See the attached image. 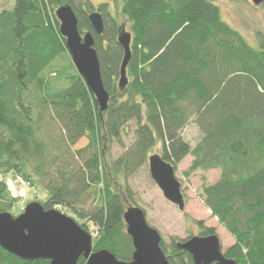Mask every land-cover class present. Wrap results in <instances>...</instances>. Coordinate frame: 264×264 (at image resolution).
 <instances>
[{
	"label": "trees",
	"instance_id": "16d2710c",
	"mask_svg": "<svg viewBox=\"0 0 264 264\" xmlns=\"http://www.w3.org/2000/svg\"><path fill=\"white\" fill-rule=\"evenodd\" d=\"M110 1L128 21L131 36L123 88L117 35L124 28L108 3L14 0L0 12V212H11L16 203L4 179L13 173L46 192L38 202L45 211L67 209L88 233L91 223L97 231L94 251L105 249L129 262L133 247L123 215L124 201H133L128 187L114 179L133 175L159 146V156L174 171L186 157L193 159L185 176L220 171L216 183L202 186L201 199L234 240L224 256L236 264H264V36L257 33L252 47L221 20L213 0ZM61 6L73 10L80 35L93 38L109 96L104 112L59 32L54 13ZM93 12L102 17L101 35L90 26ZM60 60L67 66L57 71ZM57 80L64 86L54 90ZM131 122L133 143L110 162L112 142L123 147L121 136ZM190 123L201 135L194 147L181 134ZM81 139L86 146L73 150ZM96 193L99 204L87 206ZM193 224L198 236L216 234L201 221ZM177 242L160 243L168 263L194 264ZM0 264L49 261H23L0 248Z\"/></svg>",
	"mask_w": 264,
	"mask_h": 264
},
{
	"label": "water",
	"instance_id": "95a60500",
	"mask_svg": "<svg viewBox=\"0 0 264 264\" xmlns=\"http://www.w3.org/2000/svg\"><path fill=\"white\" fill-rule=\"evenodd\" d=\"M250 1L255 7L264 3V0ZM54 14L78 75L94 95L99 111L104 112L109 96L102 84L91 34L80 35L77 18L69 6L59 7ZM88 20L93 32L101 35V15L93 12ZM130 41L129 33L124 30L118 33L117 42L123 50L118 80L120 88L127 84ZM147 164L150 177L164 199L179 212H183L185 201L173 167L156 154L147 158ZM123 222L133 247L129 262L118 260L105 249L94 251L92 237L88 232L58 211H45L38 202L27 204L17 217L0 212V248L23 261H49V264H77L80 258L85 260V264H169L160 248L162 240L159 233L147 224L145 213L140 208L128 207L124 212ZM176 247L186 252L194 264H236L224 256L216 234L193 236L177 242Z\"/></svg>",
	"mask_w": 264,
	"mask_h": 264
},
{
	"label": "rangeland",
	"instance_id": "374dc122",
	"mask_svg": "<svg viewBox=\"0 0 264 264\" xmlns=\"http://www.w3.org/2000/svg\"><path fill=\"white\" fill-rule=\"evenodd\" d=\"M14 0H0V12L3 10H9ZM95 4L108 3L109 10L113 17L116 18L118 24L124 28V31L128 32L129 23L123 16L120 15L119 7L110 0H92ZM218 6L220 11L221 20L226 23L233 30L237 31L243 36V38L251 44L252 47L256 46V34L260 33L264 36V5L255 7L250 0H213ZM56 70L67 66L66 61H57L54 65ZM56 71H52L54 74ZM52 78V76L50 77ZM64 86L61 80L53 81L52 88L60 89ZM68 85H66L67 87ZM127 133H123L121 140L123 147L118 143L112 142L110 146L109 161L114 162L119 158L124 151L134 141L133 131L135 125L133 122L128 124ZM182 137L192 147H194L200 140L201 135L196 127L190 123L182 131ZM87 141L81 139L73 150H79L86 146ZM159 155V146H156L150 155ZM192 158L188 156L178 166L175 171V177L180 182L181 190L185 201V210L179 212L175 206L167 202L159 188L152 181L147 160L141 165L133 175L124 178L122 175L117 174L114 182L119 187L127 186L129 190V196L133 203L124 201L125 207L129 205H136L145 213L147 224L154 228L160 235L164 244L169 245L171 238H176L179 241L186 240L191 236L199 235V230L193 224V221H201L207 228L215 229L221 244V250L224 253L227 248L233 245V238L224 230V228L218 225L215 218H212L210 212L204 207L201 199V190L203 185H213L218 180L220 172H202L196 171L190 176H185L188 173ZM5 183L7 185L9 194L16 200L10 215L19 216L28 202H43L47 195L46 192L38 187H31L29 182L24 181L20 177L18 178L13 173L7 174L5 177ZM20 181L29 184L28 189L22 187ZM99 189V187H97ZM96 188V189H97ZM23 189L25 192L24 199H21L17 190ZM22 190V191H23ZM122 191V190H120ZM98 194H94L88 201V205L99 204ZM65 216L75 218V216L67 209H56ZM20 213V214H19ZM89 234L92 237V244L94 238L97 237L96 228L88 223Z\"/></svg>",
	"mask_w": 264,
	"mask_h": 264
},
{
	"label": "built area",
	"instance_id": "2783aa9c",
	"mask_svg": "<svg viewBox=\"0 0 264 264\" xmlns=\"http://www.w3.org/2000/svg\"><path fill=\"white\" fill-rule=\"evenodd\" d=\"M20 184L22 185V187H25L26 189H28V188H30L29 187V184L28 183H26V182H23V181H20ZM23 189H21V190H17L18 191V195H19V197L21 198V199H24V197H25V192L26 191H22Z\"/></svg>",
	"mask_w": 264,
	"mask_h": 264
},
{
	"label": "crops",
	"instance_id": "0c3cea01",
	"mask_svg": "<svg viewBox=\"0 0 264 264\" xmlns=\"http://www.w3.org/2000/svg\"><path fill=\"white\" fill-rule=\"evenodd\" d=\"M187 158V157H186ZM207 172H214V173H217V172H220L219 170H210V171H207ZM220 176L218 177L217 180H219ZM216 220V219H215Z\"/></svg>",
	"mask_w": 264,
	"mask_h": 264
}]
</instances>
